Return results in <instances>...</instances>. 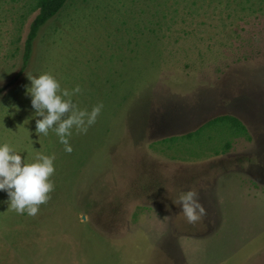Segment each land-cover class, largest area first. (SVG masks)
<instances>
[{
    "label": "rangeland",
    "instance_id": "obj_1",
    "mask_svg": "<svg viewBox=\"0 0 264 264\" xmlns=\"http://www.w3.org/2000/svg\"><path fill=\"white\" fill-rule=\"evenodd\" d=\"M39 1L0 0V143L54 155V190L35 216L0 190V264H264V0H69L24 66ZM44 73L103 104L71 153L35 132Z\"/></svg>",
    "mask_w": 264,
    "mask_h": 264
},
{
    "label": "clouds",
    "instance_id": "obj_2",
    "mask_svg": "<svg viewBox=\"0 0 264 264\" xmlns=\"http://www.w3.org/2000/svg\"><path fill=\"white\" fill-rule=\"evenodd\" d=\"M28 80L31 87L26 86V94L31 97L37 115L43 116V119L36 121V134L47 136L51 129L64 145L65 152L71 153L73 148L69 138L73 128L78 133L86 134L88 128L95 124L103 104L93 107L91 112L80 110L71 100L74 94L81 91L79 86L71 92L61 89L59 81L49 73L28 77ZM65 113L70 114L62 119ZM24 160L7 142L0 143V190L7 193V202L12 210L18 214L26 212L29 216H35L39 206L49 200V193L54 190L50 177L55 173V156L37 153L34 162L25 163ZM198 195L197 191L189 190L178 201L172 202L181 207V212L190 224H195L206 215Z\"/></svg>",
    "mask_w": 264,
    "mask_h": 264
},
{
    "label": "trees",
    "instance_id": "obj_3",
    "mask_svg": "<svg viewBox=\"0 0 264 264\" xmlns=\"http://www.w3.org/2000/svg\"><path fill=\"white\" fill-rule=\"evenodd\" d=\"M68 1L69 0H40L37 3L36 7L39 12L30 26L29 35L25 42L24 54H23V65L24 66L27 65L30 59L32 49H33V43L35 39L37 38L40 29L48 21H50L56 16L63 9V7ZM218 122L229 123L234 129L238 130L239 132L246 133L244 126L237 119L233 117H229V116L215 118L211 120L210 122H208L207 124L211 125L213 123H218ZM198 132L199 130H197L195 133H198ZM192 134L194 133L188 134L185 137H191Z\"/></svg>",
    "mask_w": 264,
    "mask_h": 264
}]
</instances>
